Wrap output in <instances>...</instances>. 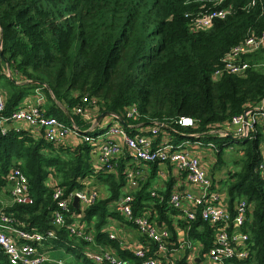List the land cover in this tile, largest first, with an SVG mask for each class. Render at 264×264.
Wrapping results in <instances>:
<instances>
[{"label": "trees", "instance_id": "trees-1", "mask_svg": "<svg viewBox=\"0 0 264 264\" xmlns=\"http://www.w3.org/2000/svg\"><path fill=\"white\" fill-rule=\"evenodd\" d=\"M219 8L230 11L206 29L191 27L193 18ZM262 33L264 0H0V90L4 87L7 91L1 114L10 115L39 88L47 97L45 113L72 123L70 113L82 130L91 122L76 108L91 105L98 115L104 111L116 115L114 118L133 134H150L151 130L136 131L129 123L150 127L159 123L174 142L183 136L200 140L221 162H225L226 143H239L235 151L241 156L233 162L240 167L229 169L227 203L222 197L218 202L227 204L232 213L241 199L248 202L243 230L253 242L251 255L232 259V264H264V179L258 170L264 133L234 141L230 135L210 132L227 127L235 114L264 98V49L245 55L250 66L244 73L214 76L234 45ZM7 65L12 76L5 72ZM85 96L94 102L84 101ZM132 105L138 107L139 114L128 117L126 111ZM181 116L194 118L196 124H179ZM104 129L95 125L90 133ZM162 134L156 136L155 144ZM211 141L215 144L210 145ZM93 152L96 148L87 141L57 144L12 120L4 131L0 125V190L7 185L10 169L17 165L27 175L34 196L33 203H14L4 209L28 229L47 233L56 228V236L45 239L47 246L67 245L85 264H97L85 259L84 239L73 237L66 225H54L56 200L53 186L48 184L52 174L69 192L94 180L105 187L107 196L85 209L87 227L92 228L94 222L98 243L116 248L121 257L139 260L134 251L123 250L120 240L111 238L106 229L110 218L128 221L115 202L128 189L124 164L129 158L120 159L118 176L96 170ZM157 162L145 163L155 169ZM167 184L154 195L152 180L147 179L128 192L134 195L135 214L151 210L149 215L159 226L171 229V245V239L178 236L172 216L182 211L170 204L173 182L167 180ZM72 209L79 210L74 205ZM75 219L69 215L67 222ZM178 221L187 238L202 241L203 252L212 246L215 226L210 222L201 216ZM144 237L149 254L154 253L156 244ZM0 264H14L1 246Z\"/></svg>", "mask_w": 264, "mask_h": 264}, {"label": "built area", "instance_id": "built-area-1", "mask_svg": "<svg viewBox=\"0 0 264 264\" xmlns=\"http://www.w3.org/2000/svg\"><path fill=\"white\" fill-rule=\"evenodd\" d=\"M229 11V8L210 10L193 18L190 25L194 29H206L213 24L216 18L226 17ZM259 49H264V33L247 36L224 56V64L215 70L214 76L220 77L225 72L244 73L250 66L245 55ZM46 100L45 92L37 88L31 95L30 102L24 103L10 115H3L1 113L5 109L6 96L0 90V125L3 131L7 129L8 122L12 120L16 124L24 123V126L31 127L36 134H41L57 144L66 142L69 136L87 141L99 150L95 163L96 170L112 171L118 174L120 159L129 158L132 162L126 164L128 165L126 171L124 168L127 174L128 189L115 202V206L144 236L156 244V251L150 254L149 246L145 243L138 244L134 252L139 260H133L121 257L112 247L98 243L94 229H92L94 222L90 224L92 228H88L84 216L85 209L103 196L102 187L92 186L88 184V181H84L83 188L66 192L51 174L48 184L53 186V197L56 200V208L52 214L53 223L57 227L66 225L73 237H80L86 241L82 250L85 259L97 264H180L170 247L171 229L167 226H159L150 217V210L135 214L134 195L128 192L138 186L140 180L144 178V171L140 168L141 162L154 161L175 163L178 169L186 172L188 181L195 186L196 190H172L169 202L173 207L182 211V217L190 220L201 216L215 226L213 244L204 252L210 261L216 264H232V259H245L251 255L253 242L250 240V234L243 230L248 219L246 198L237 203L235 213H232L224 202H218L221 197L213 190V179L201 161L199 153L188 144L190 139L174 142L169 133L161 130L163 124L159 123L151 126L150 134L141 132L133 134L116 118V122L104 130L90 133L94 124L82 130L72 117V123H68L56 115L45 113L43 105ZM84 101L89 102L86 96ZM92 102L94 100L89 104ZM88 108L92 106L88 105L86 109L81 106L77 107L76 112L90 116ZM138 111V107L132 105L127 109L126 115L134 117L139 114ZM112 116L116 115L112 114ZM178 123L183 126H192L196 124V120L190 116H181ZM258 131L264 133V98L261 103L248 106L242 112L235 114L227 127L220 126L210 130L221 137L230 135L234 141L245 137L253 138ZM159 133H163L161 141L155 144V138ZM193 142L202 143L200 140ZM209 144L214 145L215 143L211 141ZM226 144L228 145V142ZM258 170L264 179V154L259 161ZM6 188L9 189L14 203L34 202L28 177L17 165L13 166L7 175ZM158 191L157 188H152V194L155 195ZM75 196L79 198L78 206L73 204ZM72 205L79 210L74 211ZM69 215L76 217L71 223L67 222ZM110 225L106 229L111 238L117 239L118 235ZM55 230L56 228H52L44 233L18 224L15 215L8 213L0 202V246L12 263L73 264L66 259L53 258L48 254L44 241L47 237L56 236ZM182 264L189 263L182 262Z\"/></svg>", "mask_w": 264, "mask_h": 264}, {"label": "crops", "instance_id": "crops-1", "mask_svg": "<svg viewBox=\"0 0 264 264\" xmlns=\"http://www.w3.org/2000/svg\"><path fill=\"white\" fill-rule=\"evenodd\" d=\"M5 72L7 73V75L12 76V71L8 65L5 67ZM1 89L4 92V95L7 97V91L4 89V87ZM31 95L32 94H30L29 96H26L23 99L22 104L30 102ZM88 111L90 112L91 115L89 116L86 114L85 117L91 122L90 123L91 125L94 124L104 129L116 122L112 114H109L106 117L98 120L99 115L93 119V114H94L93 112L98 113L96 108H93V107L88 108ZM17 125L24 126L25 124L18 122ZM129 125H130L129 128L136 129V131L146 130L148 132L151 128L150 126H143V124L141 123H129ZM185 139H190V142L188 144H190V147L192 146L195 149V152L199 153L201 161L206 166L208 173L213 178L214 180L213 190L216 192V194L222 197V200L225 201V203H227V190L225 188V185H226L227 179L229 178L228 177L229 169H233V166H229L228 164H225L224 162L218 161L215 151L212 150L210 146L200 145L196 142H193L196 140H194L193 138L189 136H183L181 140L178 139V141L176 142H182ZM78 141L80 140L73 136H69L67 138L66 143L70 145L71 144L74 145ZM229 148L230 147L227 146V148L225 149L224 156L230 152ZM98 152H99L98 149H96V152H93L95 163L97 162ZM263 154H264V145H263ZM128 162H132V161L128 160L126 164H128ZM126 164H124L125 171H126V166H128ZM140 165H141L140 168L143 169L144 171V178H142L141 181L143 182L147 179H151L152 188H157L158 190L165 189L168 186L167 180L168 181L170 180L171 185L173 182V185H172L173 190L175 189H180L182 191L183 190H196L195 186L188 181L186 172L178 169L175 163L173 162L159 161L157 162L155 169L154 168L151 169V166L149 163L141 162ZM118 176H120V173L118 174ZM88 184L92 186H96V184L98 185V182H95L94 180H88ZM139 184L135 188H139L140 187ZM99 186L102 188L104 187L101 185ZM104 190L106 191L105 188ZM0 202L4 206L14 204L11 193L9 189H7L6 187L0 190ZM172 217L174 219L173 223L176 226L175 228L178 232V236L176 239H171L170 247L172 248V251L174 252L175 256H177L178 260L180 262L189 263V264H216L215 262H212L207 258L206 253L204 254L203 249H202V245H203L202 241L199 239L192 240V239L187 238L184 229H182V227H179L180 225L178 224L180 223L178 220L183 218L182 215L173 214ZM109 224H111L110 225L112 227L111 229H113L117 233L118 235L117 238L120 240V246L123 250L134 251L135 247L138 244L144 243L143 242L145 241L144 235L131 222L120 221L119 219H116V218H110ZM172 236H173V232H172ZM188 243H190V245H188ZM113 249L119 254V251L116 248H113ZM47 251H48V254L53 258H62L70 262L69 259L64 257L62 252L58 251V249H54V247L52 246H47Z\"/></svg>", "mask_w": 264, "mask_h": 264}, {"label": "rangeland", "instance_id": "rangeland-1", "mask_svg": "<svg viewBox=\"0 0 264 264\" xmlns=\"http://www.w3.org/2000/svg\"><path fill=\"white\" fill-rule=\"evenodd\" d=\"M93 113H94L93 114V119H94L95 117L98 116V114L95 113V112H93ZM215 143L217 145H220L221 144V141L220 140L217 141V142L215 141ZM263 145H264V140H262V143H261L262 150H263ZM228 146L230 147L229 148V150H230L229 153L230 154L228 153V154L225 155V162L224 163L225 164H228L229 166L235 167V169H238L240 166L238 164L235 165L234 162H233L234 161L233 159L235 157H240L241 156L240 154H237L236 151L234 152V150L236 148H239V143L229 141L228 142ZM104 188L105 187L102 188L103 189L102 192H103V195H104L103 197L107 196V192L104 190ZM54 249H58V251L62 252L63 255H64V257H66L67 259H69L70 262H72L73 264H85V262L79 256H77L71 249H69L67 247V245H60V246H58L57 248H54Z\"/></svg>", "mask_w": 264, "mask_h": 264}, {"label": "water", "instance_id": "water-1", "mask_svg": "<svg viewBox=\"0 0 264 264\" xmlns=\"http://www.w3.org/2000/svg\"><path fill=\"white\" fill-rule=\"evenodd\" d=\"M109 114H111L109 111H104V112H102L101 114H99V116H98V120H100V119L106 117V116L109 115ZM68 116L71 118V114H70V113H68ZM121 118H122V117H121ZM73 204H74L75 206H78V204H79V198H78V196H75L74 201H73Z\"/></svg>", "mask_w": 264, "mask_h": 264}]
</instances>
